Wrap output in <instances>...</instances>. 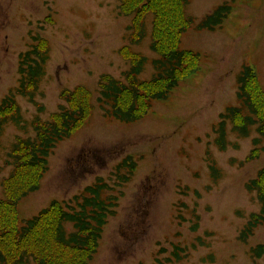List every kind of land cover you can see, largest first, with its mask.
I'll use <instances>...</instances> for the list:
<instances>
[{
  "label": "rangeland",
  "instance_id": "1",
  "mask_svg": "<svg viewBox=\"0 0 264 264\" xmlns=\"http://www.w3.org/2000/svg\"><path fill=\"white\" fill-rule=\"evenodd\" d=\"M227 1L231 13L213 31L195 23ZM119 0H0V99L17 85L18 54L44 38L49 59L35 97L38 105L17 95L25 129L7 122L0 138V197L12 171L9 155L19 137L32 134L30 120L51 118L64 90L84 87L91 110L73 134L56 144L48 171L37 190L18 203V216L33 217L50 201H66L96 177L113 184L114 165L131 156L136 168L118 190L116 214L105 225L90 264H150L171 256L175 244L185 257L166 264H264L249 248L264 242V227L247 241L241 228L260 208L245 182L264 167V151L249 158L255 133L239 137L228 131L220 150L214 124L227 105L236 102L235 75L243 63L254 68L264 89V0H190L186 13L193 25L182 34L181 48L201 54L199 71L181 80L166 100L153 103L133 123L103 114L96 102L102 75L122 78L130 66L123 47L148 58L140 79L152 76L146 35L131 41V16L119 11ZM42 106L41 111L38 107ZM230 126H228L229 128ZM210 164L217 167L214 178ZM25 264H35L33 261Z\"/></svg>",
  "mask_w": 264,
  "mask_h": 264
},
{
  "label": "trees",
  "instance_id": "2",
  "mask_svg": "<svg viewBox=\"0 0 264 264\" xmlns=\"http://www.w3.org/2000/svg\"><path fill=\"white\" fill-rule=\"evenodd\" d=\"M189 3L190 0H119L120 13L131 16L128 29H132L130 39L135 44L146 35L145 20L152 15L149 48L156 56L150 59L152 76L140 79L148 58L128 47L121 49L130 62L122 78L108 74L98 80L96 102L105 116L124 123L138 121L155 101L166 100L181 80L199 71L200 52L180 47L182 34L194 23L186 13ZM230 13L229 2L219 3L194 24L195 29L216 30ZM48 52L47 42L37 37L18 54L17 85L0 99V138L7 122L25 129L15 97L20 95L38 105L35 97L45 74ZM239 68L235 75L236 102L218 114L213 127L220 150H226L229 143L228 131L239 137H248L253 131V147L246 157L249 160L264 151V89L250 64L243 63ZM89 97L88 90L81 86L64 90L60 96L64 102L51 118L34 116L30 120L32 134L12 144L9 155L13 167L3 180L4 195L0 197V264H25L30 260L35 264H90L93 259L108 219L116 214L119 200L113 184L124 185L136 168L131 156L114 165L113 184L102 176L96 177L66 201L52 200L30 218L18 216V203L39 188L56 144L69 138L87 118L91 110ZM210 171L214 178L219 176L214 164H210ZM245 183L260 208L248 216L241 228L238 238L243 241L257 227H264V167ZM184 250L175 244L165 261L155 258L150 264L179 261L186 255ZM249 252L253 260H264V242L253 245Z\"/></svg>",
  "mask_w": 264,
  "mask_h": 264
}]
</instances>
